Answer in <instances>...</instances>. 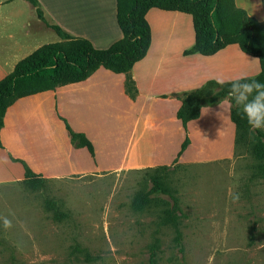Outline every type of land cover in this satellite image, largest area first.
<instances>
[{
    "label": "crops",
    "instance_id": "crops-1",
    "mask_svg": "<svg viewBox=\"0 0 264 264\" xmlns=\"http://www.w3.org/2000/svg\"><path fill=\"white\" fill-rule=\"evenodd\" d=\"M0 0V80L38 48L62 42L58 27L73 38L106 49L122 37L116 0ZM264 22L261 0H234ZM151 41L128 74L98 68L82 81L20 97L9 105L0 128V185L21 182L26 165L48 179L100 170L134 172L174 164H206L234 156L236 126L231 106L202 107L183 126L182 96L209 80L255 77V57L231 44L212 56L185 55L194 44L190 15L150 9ZM127 76L133 95L127 92ZM72 132L93 149L78 146ZM186 137L189 144L181 152Z\"/></svg>",
    "mask_w": 264,
    "mask_h": 264
},
{
    "label": "rangeland",
    "instance_id": "rangeland-1",
    "mask_svg": "<svg viewBox=\"0 0 264 264\" xmlns=\"http://www.w3.org/2000/svg\"><path fill=\"white\" fill-rule=\"evenodd\" d=\"M259 142L264 130L243 118L228 160L42 177L34 188L5 182L0 264H264V170L253 153ZM140 194L150 203L137 211Z\"/></svg>",
    "mask_w": 264,
    "mask_h": 264
},
{
    "label": "trees",
    "instance_id": "trees-1",
    "mask_svg": "<svg viewBox=\"0 0 264 264\" xmlns=\"http://www.w3.org/2000/svg\"><path fill=\"white\" fill-rule=\"evenodd\" d=\"M27 1L41 17L37 2ZM152 8L191 16L195 39L193 46L184 51L185 55L212 56L226 46L235 44L241 52L259 61L258 75L247 78L264 82V22L250 17L235 5L234 0H116V21L122 37L108 48L96 49L88 40L70 37L58 27H53L63 41L38 48L19 61L14 70L0 80V128L7 107L20 97L82 81L100 67L114 73L128 74L133 65L145 57L149 48L151 32L145 15ZM229 87V84L221 86L209 80L198 89L185 93L181 98L182 105L177 111V118L186 127L188 121L199 117L202 107L219 104ZM126 89L133 95L132 82L128 76ZM231 120L236 126V148L243 117L234 112L233 105ZM67 129L73 142L93 152L91 144L83 135L72 132L68 126ZM188 144L189 139L186 137L181 152ZM253 153L257 160L262 161L264 170V144L257 143ZM24 168L25 178L22 182L29 188L36 187L42 177L31 172L26 165ZM165 168L167 166L150 170ZM152 183V190L159 191V180L154 178ZM149 203L147 194H140L134 198L132 205L140 211Z\"/></svg>",
    "mask_w": 264,
    "mask_h": 264
},
{
    "label": "clouds",
    "instance_id": "clouds-1",
    "mask_svg": "<svg viewBox=\"0 0 264 264\" xmlns=\"http://www.w3.org/2000/svg\"><path fill=\"white\" fill-rule=\"evenodd\" d=\"M253 62L258 63V60ZM219 85L229 84L227 94L219 101V106H237L243 118L247 120L252 130H264V82L257 79L238 76L230 80L223 78L216 81ZM238 199V197H237ZM5 227L10 226V222L5 219Z\"/></svg>",
    "mask_w": 264,
    "mask_h": 264
}]
</instances>
